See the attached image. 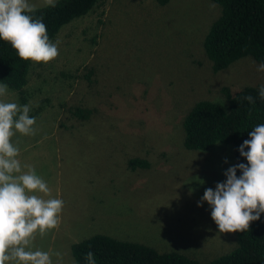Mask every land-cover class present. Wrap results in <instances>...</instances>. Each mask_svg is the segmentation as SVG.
I'll return each mask as SVG.
<instances>
[{
    "label": "rangeland",
    "instance_id": "obj_1",
    "mask_svg": "<svg viewBox=\"0 0 264 264\" xmlns=\"http://www.w3.org/2000/svg\"><path fill=\"white\" fill-rule=\"evenodd\" d=\"M219 15L209 0H104L60 29L54 60H30L25 105L35 134L16 132L12 143L22 167H33L64 202L58 227L33 241L52 264H75L71 245L95 235L203 264L235 248V233L218 232L208 203L197 206L206 189L226 181L234 147H183L195 103L226 109L225 89L264 86L251 57L213 71L203 40ZM7 90L0 100L23 106ZM75 108L90 117L77 119ZM135 158L148 167L131 170Z\"/></svg>",
    "mask_w": 264,
    "mask_h": 264
},
{
    "label": "trees",
    "instance_id": "obj_2",
    "mask_svg": "<svg viewBox=\"0 0 264 264\" xmlns=\"http://www.w3.org/2000/svg\"><path fill=\"white\" fill-rule=\"evenodd\" d=\"M104 0H58L55 7L36 8L30 13L42 17L49 40L72 20L88 14ZM220 8L219 17L211 24L203 48L212 63L213 71L227 69L234 62L251 57L264 64V0H209ZM159 6L170 0H155ZM30 60H22L8 42L0 40V83L16 91L21 104H26L27 76ZM257 87H245L231 93L224 90L227 108L214 102L199 101L186 114L183 121V147L189 151H207L216 143L232 144L234 163L247 164L238 151L249 132L264 124V99ZM245 96H252L249 103ZM71 114L79 120H87L91 111L75 108ZM244 151H248L247 148ZM148 162L131 159V170L147 168ZM241 172L237 170L239 177ZM236 246L226 255L204 264H264V213L250 223L249 229L235 233ZM75 264H88L86 255L94 254L95 264H203L178 253H159L137 243L119 241L104 235H95L71 245Z\"/></svg>",
    "mask_w": 264,
    "mask_h": 264
},
{
    "label": "clouds",
    "instance_id": "obj_3",
    "mask_svg": "<svg viewBox=\"0 0 264 264\" xmlns=\"http://www.w3.org/2000/svg\"><path fill=\"white\" fill-rule=\"evenodd\" d=\"M45 3L56 6V0ZM35 11L29 0H0V40L8 42L22 60L48 63L59 55L58 46L49 40L43 18L30 15ZM258 71H264V64ZM7 94V85L0 84V97ZM259 96L264 99V86ZM244 99L254 103L252 96ZM29 112V105L0 100V264H52V254L33 250V241L37 233L44 236L58 227L64 206L62 199L51 196V189L35 169L22 167L17 158L20 150L12 143L14 134H35V117ZM238 151L247 164L228 168L226 181L217 183L215 190L206 189L197 204L208 203L220 233L248 230L250 223L264 213V124L249 132V139ZM237 170L241 172L239 177ZM86 260L95 264L94 254L88 252Z\"/></svg>",
    "mask_w": 264,
    "mask_h": 264
}]
</instances>
